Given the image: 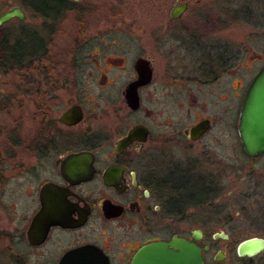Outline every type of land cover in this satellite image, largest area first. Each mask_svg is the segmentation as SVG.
Returning a JSON list of instances; mask_svg holds the SVG:
<instances>
[{"label":"flooded vegetation","instance_id":"af4514ba","mask_svg":"<svg viewBox=\"0 0 264 264\" xmlns=\"http://www.w3.org/2000/svg\"><path fill=\"white\" fill-rule=\"evenodd\" d=\"M54 1L24 2L30 28L0 11L25 13L0 27V264H133L176 236L264 264V152L239 131L264 0Z\"/></svg>","mask_w":264,"mask_h":264},{"label":"water","instance_id":"95a60500","mask_svg":"<svg viewBox=\"0 0 264 264\" xmlns=\"http://www.w3.org/2000/svg\"><path fill=\"white\" fill-rule=\"evenodd\" d=\"M16 17L25 19V13L19 6H14L0 15V27ZM239 131L249 154L264 152V69L248 91L241 112ZM198 237V234L194 235V239ZM254 244L256 240L244 242L240 247L241 253L252 254L251 248ZM202 251L203 248L194 240L176 236L170 241L147 244L137 253L133 264H206Z\"/></svg>","mask_w":264,"mask_h":264},{"label":"rangeland","instance_id":"374dc122","mask_svg":"<svg viewBox=\"0 0 264 264\" xmlns=\"http://www.w3.org/2000/svg\"><path fill=\"white\" fill-rule=\"evenodd\" d=\"M26 0H0V11H5L6 9L10 8L13 5H21L24 4ZM143 3L142 0H134L131 2V4L133 5H138ZM27 4V2H26ZM25 11L27 14V18H26V22H24V27L26 28H30L33 27V18L31 16L32 11L28 8V5H26ZM14 26H17L16 24H10L6 27H4V29L0 30V58H1V54L4 51V45H6L5 43V39L8 37V35L6 36V34L12 30V28ZM6 36V37H5ZM22 35L19 37V46L24 47L25 45L28 44V40H25V38H21ZM10 45H12V42H9ZM51 50L52 53H54L55 55H53L54 57H56L57 59H53V64L57 65L58 60H59V54L62 52V44L60 42V40H58L55 44H51L48 46ZM57 60V61H56ZM1 79L3 81L0 80V84H9V85H14L17 84V77L16 74L11 72L8 73L6 75L3 76V78L1 77ZM17 80V81H16ZM226 244V243H225Z\"/></svg>","mask_w":264,"mask_h":264},{"label":"trees","instance_id":"16d2710c","mask_svg":"<svg viewBox=\"0 0 264 264\" xmlns=\"http://www.w3.org/2000/svg\"><path fill=\"white\" fill-rule=\"evenodd\" d=\"M37 4H41L43 6H48V5H55L56 2L54 0H37ZM28 5V3L26 4ZM5 47V51L7 52V54L10 56L12 53L16 52V45L14 47V45H10L9 43H6V45H4ZM18 47H21L18 45ZM19 53L22 52H27V46L25 45L24 47H21L20 50L18 51Z\"/></svg>","mask_w":264,"mask_h":264}]
</instances>
